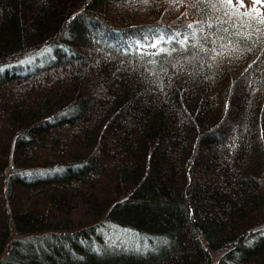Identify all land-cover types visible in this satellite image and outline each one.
<instances>
[{"label": "trees", "instance_id": "1", "mask_svg": "<svg viewBox=\"0 0 264 264\" xmlns=\"http://www.w3.org/2000/svg\"><path fill=\"white\" fill-rule=\"evenodd\" d=\"M251 9L0 0V264H264Z\"/></svg>", "mask_w": 264, "mask_h": 264}, {"label": "snow or ice", "instance_id": "2", "mask_svg": "<svg viewBox=\"0 0 264 264\" xmlns=\"http://www.w3.org/2000/svg\"><path fill=\"white\" fill-rule=\"evenodd\" d=\"M221 3L228 5L231 9H233L232 11H225L224 12V15L227 16L229 20H231L232 17L234 15H236V12L234 11L236 5H239L240 7H244V0H236V5H233V0H221ZM253 4L254 5H256V4H264V0H253ZM253 12H255L256 14L253 15L252 14ZM242 15L245 16V17L251 16V19L253 21H255L256 24H264V18H259L261 16V14L259 12H257L255 8L251 9L250 11L243 12ZM244 24H245L244 21H241L240 22V25L241 26H244ZM248 26L251 27V24H249ZM187 27L188 28H192L193 25L189 24ZM210 27H211V25H210ZM232 27L233 28L236 27L235 23H233ZM223 31L224 32H228V29L227 28H224ZM233 34L234 35H239L240 33L239 32H234ZM172 38H173L172 36H169V40H171ZM221 39H223V38H221ZM154 40H156V41L163 40V36L162 35L161 36H157V37L154 38ZM230 45H231V41H229L228 44H221L220 47L223 50L225 48H229ZM151 46L152 47H155L156 44L153 43ZM231 50L234 51L235 49L233 48ZM212 51H215V49H212ZM218 54H223V53H218Z\"/></svg>", "mask_w": 264, "mask_h": 264}, {"label": "rangeland", "instance_id": "3", "mask_svg": "<svg viewBox=\"0 0 264 264\" xmlns=\"http://www.w3.org/2000/svg\"><path fill=\"white\" fill-rule=\"evenodd\" d=\"M233 4L236 5V0H233ZM237 7L239 5H236ZM253 9L255 8L257 12L261 14L260 17L264 18V4H253V0H244V7L243 9Z\"/></svg>", "mask_w": 264, "mask_h": 264}]
</instances>
